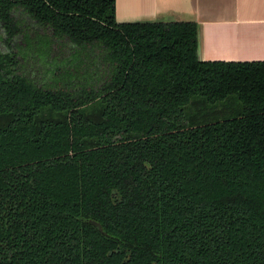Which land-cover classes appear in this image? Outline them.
Masks as SVG:
<instances>
[{"label": "trees", "instance_id": "trees-1", "mask_svg": "<svg viewBox=\"0 0 264 264\" xmlns=\"http://www.w3.org/2000/svg\"><path fill=\"white\" fill-rule=\"evenodd\" d=\"M198 43L0 0V264H264V61Z\"/></svg>", "mask_w": 264, "mask_h": 264}, {"label": "crops", "instance_id": "crops-1", "mask_svg": "<svg viewBox=\"0 0 264 264\" xmlns=\"http://www.w3.org/2000/svg\"><path fill=\"white\" fill-rule=\"evenodd\" d=\"M118 22L192 21L199 58L264 61V0H115Z\"/></svg>", "mask_w": 264, "mask_h": 264}, {"label": "water", "instance_id": "water-1", "mask_svg": "<svg viewBox=\"0 0 264 264\" xmlns=\"http://www.w3.org/2000/svg\"><path fill=\"white\" fill-rule=\"evenodd\" d=\"M197 56H198V59H200V58H199V43H198ZM90 222H91L93 225L97 226L98 229H99L100 231H102L101 225H100L99 223H97V222L94 221V220H90Z\"/></svg>", "mask_w": 264, "mask_h": 264}, {"label": "rangeland", "instance_id": "rangeland-1", "mask_svg": "<svg viewBox=\"0 0 264 264\" xmlns=\"http://www.w3.org/2000/svg\"><path fill=\"white\" fill-rule=\"evenodd\" d=\"M1 45V44H0ZM3 48V47H2ZM30 72H33V70H30ZM34 73V72H33Z\"/></svg>", "mask_w": 264, "mask_h": 264}]
</instances>
